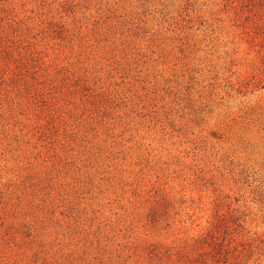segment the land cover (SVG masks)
<instances>
[{
  "label": "rangeland",
  "instance_id": "1",
  "mask_svg": "<svg viewBox=\"0 0 264 264\" xmlns=\"http://www.w3.org/2000/svg\"><path fill=\"white\" fill-rule=\"evenodd\" d=\"M0 264H264V0H0Z\"/></svg>",
  "mask_w": 264,
  "mask_h": 264
}]
</instances>
